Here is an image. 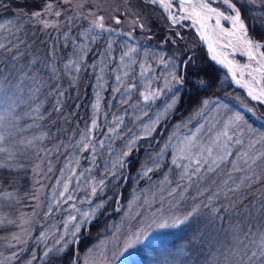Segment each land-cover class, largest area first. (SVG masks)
Masks as SVG:
<instances>
[{
    "label": "rangeland",
    "instance_id": "obj_1",
    "mask_svg": "<svg viewBox=\"0 0 264 264\" xmlns=\"http://www.w3.org/2000/svg\"><path fill=\"white\" fill-rule=\"evenodd\" d=\"M145 1L0 0V168L29 179L23 193L0 189V264H189L183 249L168 257L153 246L207 209L210 259L264 264V230L235 224L264 198V178L239 187L264 155V115L226 76L225 94L178 110L198 39L182 13L165 10L180 27L171 32ZM229 1L264 35V0ZM244 78L264 88L263 76ZM245 111L252 119L234 135Z\"/></svg>",
    "mask_w": 264,
    "mask_h": 264
},
{
    "label": "trees",
    "instance_id": "obj_2",
    "mask_svg": "<svg viewBox=\"0 0 264 264\" xmlns=\"http://www.w3.org/2000/svg\"><path fill=\"white\" fill-rule=\"evenodd\" d=\"M139 1V0H138ZM26 2H22L19 6L26 5ZM41 6V0H35L33 7L34 9H38ZM240 12L242 18L246 21L250 29L252 26L249 22V18L245 11L240 7ZM158 15L162 16L161 12H157ZM154 25L150 26V32L154 30V27H157V23L153 22ZM158 28H162L159 26ZM157 31V30H156ZM254 37L258 40H264L262 35H258L253 29L251 30ZM187 33L193 34L192 30H188ZM197 53L190 59V61L186 64V73H185V82L187 87H185L184 92L182 93L180 104L178 105L177 109L180 110L184 108L185 105L189 109L193 108L202 98L204 97H212L222 95L227 90L221 87V79H222V72L219 71L213 63L207 58L205 51L202 48H198ZM1 61H3V66L8 65L5 61L3 56L0 57V65ZM38 71L43 72V65L39 62H36V65L33 69H37ZM47 68V66H45ZM5 69V68H4ZM48 69V68H47ZM37 72V70H34ZM202 81L203 85H198L194 81ZM188 90V93L186 92ZM237 92V90H234ZM86 100L81 101V106H85ZM255 106L256 110L264 115V106L259 104L252 103ZM48 110V108H47ZM245 120L239 124L233 131L235 135L240 127H246L249 123V120L252 119L249 112H245ZM253 126L255 128H259L262 130L257 122H253ZM264 133V129L262 130ZM261 144H264L262 140H260ZM264 147V146H262ZM237 150L233 152V155L230 159L224 162L221 167H219L216 171L211 174V177L224 173L227 168L229 167L231 160L235 156ZM255 163V169L250 170L251 176H244L242 174L243 181L241 182V186H244L249 180L251 179H263V172H264V155L258 159ZM138 164V161L135 160L134 163L130 165L131 172L134 171ZM257 172V173H256ZM210 178L203 181L202 186H206L207 182ZM194 185H198L195 183ZM237 187V188H239ZM7 188H15L20 193H23L28 190L29 188V179L25 172L23 171H13L5 168H0V189H7ZM195 189V187H194ZM193 189V190H194ZM200 189V187H198ZM206 206V202H203ZM208 210V209H207ZM204 211L202 214L203 216L199 218V222L203 225L201 228L196 227L195 225H191L189 223L183 230H180L172 237H170L164 244H161L160 247L164 252H168L172 254L177 248H182L184 252L187 254L186 259H184V263L189 264H220V260L218 259H210L209 255L212 253L213 248L211 247V242L214 237L215 231L212 229V223L208 224L212 218L211 214ZM211 221H214L211 219ZM210 222V221H209ZM235 224L240 225L241 232H249L250 229L253 231L264 230V198H261L258 202L248 208V211L240 216ZM90 234H95L99 229H97L96 224L89 225ZM89 235L86 238L82 239L78 244L77 248L79 252H83L89 246V243L93 242L92 236ZM72 249L69 252H65L63 255L64 263L70 259L68 258L71 255ZM57 257V256H54ZM67 258V260H66ZM52 261H48L50 264Z\"/></svg>",
    "mask_w": 264,
    "mask_h": 264
},
{
    "label": "water",
    "instance_id": "obj_3",
    "mask_svg": "<svg viewBox=\"0 0 264 264\" xmlns=\"http://www.w3.org/2000/svg\"><path fill=\"white\" fill-rule=\"evenodd\" d=\"M174 1H178V0H174ZM180 1L186 2V4L189 6L191 12L188 13L194 19L184 18V20L193 23L198 29L199 40L202 43V46L204 47L205 51L207 52L209 59L216 65L217 68L222 70L233 83H236L238 85V88L241 89L250 99L264 105V92L261 89L251 86L250 84L244 82L232 69L226 66L218 57L216 47L210 37V32H209L208 20H210L212 17L206 15L203 11H207L209 13L210 12L218 13L227 24L232 26L231 23L228 21L226 15L223 12H221L216 6H214L213 4L214 1L212 0H180ZM240 37L250 48V52L253 55L254 49L251 46L254 43V40L251 38L247 26L245 24H244V31L240 33ZM258 63L262 64L263 59L261 58L260 60H258ZM251 91L257 93L259 96L262 97L263 100L259 99L258 97H255L251 93Z\"/></svg>",
    "mask_w": 264,
    "mask_h": 264
},
{
    "label": "bare ground",
    "instance_id": "obj_4",
    "mask_svg": "<svg viewBox=\"0 0 264 264\" xmlns=\"http://www.w3.org/2000/svg\"><path fill=\"white\" fill-rule=\"evenodd\" d=\"M159 2H160L162 9L164 10L170 9L172 7L169 0H159ZM213 17L215 21L212 25V30H211L210 35L217 49L219 59L223 61L229 68L236 71L242 78H244L245 74H249L252 77H258L259 76L258 73H256L255 71H252L249 66L241 64L238 60H236L233 57H230L228 53H226L227 51H231L232 54L240 53V54L249 56L247 47L244 45V43L239 37L240 35L239 33L242 32L243 30V27H242V24L239 18L237 16L228 17V20L230 21V23L235 29L234 30L233 28L229 29L223 26V23H222L223 20L219 15L213 14ZM251 47L254 50H256L255 51L256 58H258L261 54L260 44L253 43ZM186 92L188 93V90ZM213 97H216V96L204 97L200 101L206 98H213ZM200 101L191 109H189L187 105H185V110L188 112L192 111L200 103ZM199 221H200L199 218H195V219H191L189 223H191L192 226L195 225L196 227L201 228L203 225ZM237 226L240 227L239 224H237ZM178 249L182 250V248H177V250ZM186 255L187 254L184 252L183 253V256L185 257L184 259H186Z\"/></svg>",
    "mask_w": 264,
    "mask_h": 264
}]
</instances>
